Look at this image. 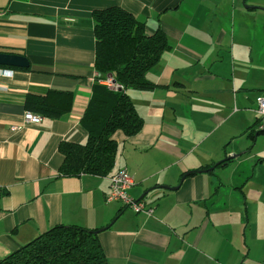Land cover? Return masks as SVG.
<instances>
[{
  "label": "crops",
  "instance_id": "crops-1",
  "mask_svg": "<svg viewBox=\"0 0 264 264\" xmlns=\"http://www.w3.org/2000/svg\"><path fill=\"white\" fill-rule=\"evenodd\" d=\"M260 1L0 0V53L30 63L0 66V260L64 225L104 229L108 264H264V144L246 156L260 138L252 96L264 97ZM112 7L171 49L147 75L155 87L128 92L144 124L114 133L113 169L68 175L60 149L86 143L98 77L92 14ZM120 169L151 216L106 202Z\"/></svg>",
  "mask_w": 264,
  "mask_h": 264
},
{
  "label": "trees",
  "instance_id": "trees-1",
  "mask_svg": "<svg viewBox=\"0 0 264 264\" xmlns=\"http://www.w3.org/2000/svg\"><path fill=\"white\" fill-rule=\"evenodd\" d=\"M92 20L96 38L94 68L98 77L82 118L88 133L86 143H66L60 149L65 156L62 172L68 175L105 176L113 169L117 152V144L112 140L114 133L121 131L131 137L144 124L128 92L152 90L155 84L147 75L171 49L165 34H148L144 21L119 7L94 11ZM108 76L121 86L120 90L101 85ZM98 231L78 226L54 227L0 260V264H108Z\"/></svg>",
  "mask_w": 264,
  "mask_h": 264
},
{
  "label": "built area",
  "instance_id": "built-area-1",
  "mask_svg": "<svg viewBox=\"0 0 264 264\" xmlns=\"http://www.w3.org/2000/svg\"><path fill=\"white\" fill-rule=\"evenodd\" d=\"M101 85L110 88L111 90L118 91L121 86L117 84L112 76L106 77L101 81ZM257 115L259 118V130H264V97L257 99ZM43 118L31 112L24 115V122L26 124H40ZM16 130V128H13ZM135 185L133 177L129 174L127 169H120L109 178V188L106 193L107 203H120L125 207L133 210L135 213H145L149 216L152 215V209L148 208L144 202L136 201L130 196V190Z\"/></svg>",
  "mask_w": 264,
  "mask_h": 264
},
{
  "label": "water",
  "instance_id": "water-1",
  "mask_svg": "<svg viewBox=\"0 0 264 264\" xmlns=\"http://www.w3.org/2000/svg\"><path fill=\"white\" fill-rule=\"evenodd\" d=\"M0 66L1 67H9V68H18V69H28L30 67V63L28 59L22 55H17V54H7V53H0ZM240 155H235L234 157H228L225 160L217 163L218 165L225 162L227 163L231 158H238ZM211 170H214L212 168ZM206 172V171H204ZM164 189H170V190H175L173 188H167V187H161ZM147 194V193H146ZM144 194L142 196V199L146 196ZM104 229L99 230L98 232H102Z\"/></svg>",
  "mask_w": 264,
  "mask_h": 264
},
{
  "label": "rangeland",
  "instance_id": "rangeland-1",
  "mask_svg": "<svg viewBox=\"0 0 264 264\" xmlns=\"http://www.w3.org/2000/svg\"><path fill=\"white\" fill-rule=\"evenodd\" d=\"M252 1H255V0H252ZM255 7L263 8L264 9V2L263 1H260V5H257ZM252 98H253L254 103L251 105V107H252V109L255 108L257 110V107H258L257 99H258V97L257 96H252ZM256 131L257 132H260V130H259V124H258V126L256 128ZM259 136H260V138L258 139V143H256L255 145L254 144L251 145V147L249 149V153H251V155H249V153H248L246 155L247 157H256L257 154H258V152H259V149H260L261 144H264V133H259ZM255 146L258 147V148H255ZM261 158H264V157H257V159L255 161L256 162H261L262 161Z\"/></svg>",
  "mask_w": 264,
  "mask_h": 264
}]
</instances>
